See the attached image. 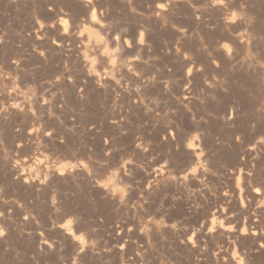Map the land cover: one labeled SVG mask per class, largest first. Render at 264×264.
Masks as SVG:
<instances>
[{
  "label": "rangeland",
  "instance_id": "1",
  "mask_svg": "<svg viewBox=\"0 0 264 264\" xmlns=\"http://www.w3.org/2000/svg\"><path fill=\"white\" fill-rule=\"evenodd\" d=\"M0 264H264V0H0Z\"/></svg>",
  "mask_w": 264,
  "mask_h": 264
}]
</instances>
